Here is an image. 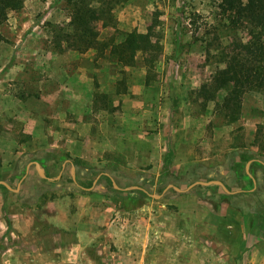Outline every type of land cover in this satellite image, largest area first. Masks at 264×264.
I'll return each mask as SVG.
<instances>
[{
    "label": "rangeland",
    "instance_id": "rangeland-1",
    "mask_svg": "<svg viewBox=\"0 0 264 264\" xmlns=\"http://www.w3.org/2000/svg\"><path fill=\"white\" fill-rule=\"evenodd\" d=\"M79 1L25 0L0 26V177L8 184L12 180L14 190L20 182L14 171L29 180L20 195L11 191L7 201L0 189V197L10 213L34 215L45 234L52 233L48 215L58 228L77 234L80 225L91 237L79 250L71 246L49 256L22 246L3 262L51 264L55 257V264H231L221 247L216 252L201 247L202 232L214 220L199 223L197 212L206 213L209 206L181 204L184 197L172 190H187L190 172L209 160L226 165L239 152L264 163V94H246L242 118L229 125L216 102L205 103L199 93L225 67L222 55L252 35L229 24L220 9L223 0H92L96 8L104 7L93 23L98 41L140 34L143 50L127 68L110 50L81 53L56 38L71 32ZM154 43L160 51L149 68ZM83 143L101 151L96 158L79 159L95 175L72 174L69 167L62 186L46 188L39 204L28 200L30 182L45 179L35 165L28 169L34 156L49 150L70 156L67 150ZM74 175L77 184H71ZM161 177L165 185L159 184ZM90 181L91 188L80 185ZM122 190L143 191L142 205L126 211L104 196ZM40 239L0 237V261L7 246Z\"/></svg>",
    "mask_w": 264,
    "mask_h": 264
},
{
    "label": "trees",
    "instance_id": "trees-1",
    "mask_svg": "<svg viewBox=\"0 0 264 264\" xmlns=\"http://www.w3.org/2000/svg\"><path fill=\"white\" fill-rule=\"evenodd\" d=\"M93 1L96 2V0ZM93 1L80 0L74 8L70 18L71 32L57 34L56 38L66 41L70 49L81 53L95 50L103 54L105 51L110 50L109 54L112 55L121 66L127 68L135 66L138 54L143 50L140 34L129 32L120 40L112 37L108 42L98 41L93 23L99 19L97 17L98 14L100 16L102 15L104 7L96 8ZM24 3L25 0H0V26L8 20L10 12L21 11L24 7ZM220 9L227 17L231 26H242L247 28L252 35V38L246 43H236L231 54L228 53L227 55H222V61H224L225 67L217 70L211 87L208 88L204 85L199 93L205 103L216 102L220 115L224 118L227 124L233 125L239 122L242 118L243 101L246 94L251 92L264 94V0H223ZM2 40L3 37L0 33V41ZM159 51V44L154 43L149 52V58L146 59V65L149 68H151V65L157 60L156 53ZM221 93L223 96H220ZM64 157L65 159L70 158L67 154L64 155ZM27 160L32 161V158L30 157ZM27 160L24 161L26 162ZM251 160H254L250 166L251 175L259 170L264 172V163L253 159L248 154H240L239 152L232 155L230 159V168H235L237 171L244 173L247 179L252 180L245 171L246 164ZM73 164L77 167V174L84 172V174L88 175L90 179L95 175L94 170L86 167L79 159L73 160ZM19 171H14L13 173L14 178L21 181L24 177V172L20 174ZM196 171L192 170L189 176H192ZM11 181L12 180L9 181V184H11ZM28 181L29 180L23 181V191L24 187L28 184ZM43 181V179H40L37 180V182H30L31 185H35L36 187L39 186L40 190L43 191L36 201V204H39L45 195L44 186L42 184ZM71 183L73 184V180H71ZM159 184H166L163 177H161ZM80 185L84 188H91L93 181H90L87 184L80 183ZM112 187L113 186H111V188ZM199 188L202 187L199 186ZM252 188L253 186L236 194H227L224 192L216 197H209L206 195H202V197L208 199L214 206V209L218 210L222 202L225 200L240 197H261V191L251 192ZM0 189L5 193V199L7 201L9 195H14L13 192L3 185H0ZM172 191L177 193L175 190ZM88 193L91 194L95 192L92 191ZM20 194L21 193L18 195ZM96 194L100 195L99 192H96ZM105 195L111 200V202L120 204L126 211H131L142 205L143 197L146 194L143 191H129L125 194L124 190H122L116 191L114 194L107 192L104 193V196ZM30 198L31 197H29L28 200ZM6 200L3 208L6 215L12 214L9 212V204ZM253 203L255 204H247L246 211L251 213L253 212L252 209H255V213H261L264 218V201L258 200ZM235 208L239 209V211H244V208H237V206ZM7 220L9 221L8 218ZM8 224L10 230V221ZM262 225L264 228V220H262Z\"/></svg>",
    "mask_w": 264,
    "mask_h": 264
},
{
    "label": "crops",
    "instance_id": "crops-1",
    "mask_svg": "<svg viewBox=\"0 0 264 264\" xmlns=\"http://www.w3.org/2000/svg\"><path fill=\"white\" fill-rule=\"evenodd\" d=\"M86 144L88 143L75 145L73 149L71 148L67 151H70V156L72 158L77 157V159L81 160L85 159V157L96 158L100 155L101 151H98L95 146L90 147ZM54 146L55 145H51L50 147L53 148ZM62 152L64 151L49 150L42 153L41 155L36 154L34 156V162L39 163L42 171L47 177L46 179H44L45 182H42L45 183V187H43L44 190H46V188H48L49 191L55 189L56 184L62 186L65 171L69 167L72 174H75L78 171L77 167H75V165L73 164V160L71 163L69 159H65L64 155H66V153L64 154ZM206 161L207 160L204 159L200 162L205 163ZM209 161H211L210 165L200 167L195 173L192 174L191 177L194 181L192 184H195L197 182L218 181L221 182L223 186L219 184H211L207 186L196 185L188 191L177 192L178 195L184 197L179 201L181 204H185L187 201H190V203L194 201L197 205V208H199V204L204 203L209 206V208H206V213L197 212V222L199 223H207L211 220H214V224L211 226V228L202 232V240H205V242H203V245L201 247H203L207 252H216V249L218 247H221L219 250L223 253L227 252V254L231 257V264H264V228L262 225V220H264V218L261 213L256 214L254 211L255 209H252L253 212L251 213L246 211V206L248 203L254 205L255 203L253 202H257L258 200L264 201V172L259 170L257 172H254L253 175H249L245 168L246 173L252 179L249 180L245 177L244 173L237 171L235 168L231 169L230 161H228L226 165L214 164L215 160H213V162L212 160ZM253 161L254 160L248 161V163H252ZM7 180L8 178L0 177V181L6 182ZM22 183V187L20 186L19 189V192L21 191L20 193L24 192ZM100 183V181L98 183H94L95 187L93 189H96V187H98ZM73 184H77L75 175L73 176ZM251 185L253 186L251 192L261 191V197H240L232 198L231 200H225L222 202L218 210L214 209V206L208 199L202 197V195H206L209 197L219 196L220 194L226 192L224 188L231 192L230 194H236L243 191L244 189L251 188ZM199 186H201L202 188H199ZM39 190L40 187H36L35 185H31V189L28 188L25 190L26 192L30 193L29 196L31 197L30 201L32 203H36L39 196L43 193V191ZM190 194L196 195L194 200L193 198H191V200L187 199V196L189 197ZM4 203V197H0V237L8 238L17 236L20 239L25 240L26 237L32 236L42 237V239L36 240L38 241L36 244H28L29 246H26V244H24L25 242H18L7 246L3 251L0 264H15L16 262H13V259H10L11 263L9 261L3 262V257L6 254L22 252L24 250L22 246L28 247V250L26 252L30 253V247L35 248L40 254H47L49 256V254L55 253L54 255H56L57 253H61L64 250L68 252L71 246H73V250H79L85 245V240L88 237H91V234L86 231L87 229L81 228L80 225L77 234L71 233L68 229L64 231L58 228L52 223L54 218H49L48 215H45V223L48 226L51 224L50 227L52 229V233L49 232V235L45 234L44 232L40 231V229H38L39 227L36 224L37 220L35 219L34 215L28 213H12L6 215V212L3 208ZM234 206H237V208H244V211H239V209H236ZM7 218L9 219L11 224L10 230L8 224L9 221L7 220ZM70 236H72L74 239L71 242L68 240ZM44 246H46V248H43ZM231 254L234 255L231 256ZM45 261L49 262V257L45 258ZM51 262V264H55V257L52 258Z\"/></svg>",
    "mask_w": 264,
    "mask_h": 264
},
{
    "label": "water",
    "instance_id": "water-1",
    "mask_svg": "<svg viewBox=\"0 0 264 264\" xmlns=\"http://www.w3.org/2000/svg\"><path fill=\"white\" fill-rule=\"evenodd\" d=\"M250 164H251V162H249V163L247 164V167H246L247 173H248L249 175H251V174H250V168H249V167H250ZM32 165H35L37 172L39 173V175H40L42 178H45V179L47 178L46 175L44 174V172L42 171V169H41L39 163H37V162L31 163V164L28 166V169H29ZM27 173H28V171H27ZM23 180H24V178H23ZM23 180H21V182L19 183V185H18V187H17L16 190H14L13 188H11V187L9 186V184H7L5 181H0V185H3V186H5L6 188H8L10 191H14V192L17 193V192H19V189H20V186H21V183H22ZM95 183H96V182H95ZM211 184H219V185L223 186V184H222L221 182H218V181H212V182H197V183L192 184L191 186H189L187 190H181V189H179V188H177V187H174V189L177 190L178 192H183V191H188V190L192 189V188L195 187L196 185H205V186H207V185H211ZM115 188H118V187L115 185ZM224 189H225V191H226L228 194L231 193V192H229L226 188H224Z\"/></svg>",
    "mask_w": 264,
    "mask_h": 264
}]
</instances>
